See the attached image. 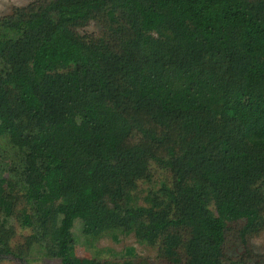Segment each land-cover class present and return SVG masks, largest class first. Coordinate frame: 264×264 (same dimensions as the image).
<instances>
[{"label": "trees", "instance_id": "obj_1", "mask_svg": "<svg viewBox=\"0 0 264 264\" xmlns=\"http://www.w3.org/2000/svg\"><path fill=\"white\" fill-rule=\"evenodd\" d=\"M89 22L100 36L77 33ZM150 162L175 185L160 212L127 205ZM5 188L33 242L57 220L58 264H97L69 229L97 235L119 200L172 264H225L228 232L245 254L264 225V0H37L0 18L7 212Z\"/></svg>", "mask_w": 264, "mask_h": 264}, {"label": "rangeland", "instance_id": "obj_2", "mask_svg": "<svg viewBox=\"0 0 264 264\" xmlns=\"http://www.w3.org/2000/svg\"><path fill=\"white\" fill-rule=\"evenodd\" d=\"M36 1L0 0V18H7L16 9H25ZM77 33L86 37L100 36L101 27L96 22H89ZM127 190L131 197L129 204L126 203L128 206L136 205L160 212L170 204L168 196L175 193V185L171 173L164 166L150 162L144 177L130 182ZM1 193L7 212L0 207V241L8 247L12 256H0V264H58L56 258L49 257L46 249L55 240L57 220L48 223L40 242H33L31 228L20 225L25 210L21 192L16 188H5ZM123 204L120 200L116 204H106V212L111 213L105 215L106 227L95 236L84 235L81 223L78 220L72 222L69 233L73 239V255L79 260H91L97 264H172L159 250L160 241H155L157 238L147 242L138 240L131 233L133 224L126 219L119 220L123 216ZM208 210L213 212L211 204ZM237 226L239 223L232 225L233 228ZM245 250L242 255V246L233 233L226 234L225 264H264V225L256 235L246 240ZM179 258L181 260L178 253Z\"/></svg>", "mask_w": 264, "mask_h": 264}]
</instances>
